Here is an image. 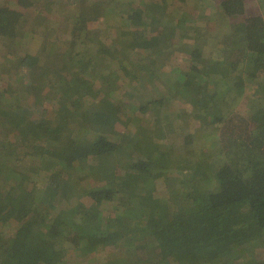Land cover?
<instances>
[{"label":"trees","instance_id":"obj_1","mask_svg":"<svg viewBox=\"0 0 264 264\" xmlns=\"http://www.w3.org/2000/svg\"><path fill=\"white\" fill-rule=\"evenodd\" d=\"M189 1L85 0L69 15L68 45L42 61L20 56L30 75H17L15 87L27 105L12 89L0 110V264H69L71 253L83 264H264L253 252L264 237V105L241 118L252 126L230 114L244 92L237 81L264 73V0H200L226 27L216 41L222 60L174 41L179 25L202 28ZM55 2L62 0L0 5V37L17 45L30 14L21 9L58 13ZM103 21L96 47L88 28ZM173 54L177 65L168 64ZM14 71L0 62L1 75ZM142 78L159 80L164 97L135 102L127 86ZM173 100L217 125L203 137H220L216 155L224 161H205L200 151L202 162L179 165L154 147V134L134 142L129 126L150 114L158 127ZM195 132L184 130L192 141ZM84 176L93 183H81Z\"/></svg>","mask_w":264,"mask_h":264},{"label":"rangeland","instance_id":"obj_2","mask_svg":"<svg viewBox=\"0 0 264 264\" xmlns=\"http://www.w3.org/2000/svg\"><path fill=\"white\" fill-rule=\"evenodd\" d=\"M17 1L18 0H0V5L18 9ZM55 4L56 7L60 9V12H54V7V11H50V9L43 7L40 9L41 16L38 17H36L34 14H31L35 12L30 10V7L21 9L22 12L26 10L30 12V14H28V16L26 17L24 26L21 28V35L18 37L21 38L17 40V45H15V39L0 37V62L2 64H8L11 66V68L15 69L14 72H6L4 75H1L0 73V91L4 93V95L0 93V110L2 112H4L2 107L5 108L9 103L7 94L13 93L11 92L12 89L16 91V95L17 97H19V101L21 102V104L27 105L26 100H22V97L25 96L20 86L21 84L18 85L20 87H15L16 82L19 81L17 75L19 76V74L22 73L25 75V78L30 75V70L28 68L18 66L19 60L21 58L20 56H23L25 54L34 55L38 56L42 61L46 57H48V55L56 53L58 50V45L63 43H66L68 45L72 40V37L70 35L72 22L69 15L85 8V0H62V2H55ZM255 4L256 3L250 1V4L248 6L251 7ZM208 5L210 6L209 2L207 5H205L203 4V1L200 0L189 1V5L186 10H188L189 13L194 14L195 19H199L195 24H201L202 28L196 30L195 28L190 29L186 26L179 25L176 27L174 41H179L180 43H185L189 46L198 44L201 48H203V52L207 56H210L212 60H222L224 59L223 54L218 53L219 48L222 45L217 43L216 41L219 40L217 34L226 32V27L223 26L221 18L216 13L210 11V8L207 7ZM258 6L259 4H257V7ZM63 9H66V11H63ZM251 10H253V8H251ZM167 20H169L170 22L169 18H167ZM105 26L106 24L104 21L100 23V25L91 24L88 30L90 32L89 36L92 38V40L89 41V43L96 46L95 44H97L98 38H101L100 28ZM31 29L33 32H31ZM24 32L26 33L23 36ZM111 34L112 36H114V32L111 31ZM111 40L112 38H107V41H103L105 44H102L101 47L104 49L105 45H108ZM220 41H222V39H220ZM48 47L49 49L47 51L46 49ZM96 47H93L94 52L95 50H97ZM212 47L215 48L214 52H212ZM81 49L82 45L80 46L79 50ZM12 51L14 57L10 56ZM111 55L113 56L114 53H111ZM168 60H170V62H168L169 65H177V63L179 64L181 62L175 57V54H173ZM157 61L160 62L159 58H157ZM53 64L57 67L61 66L58 61H54ZM50 65L51 64H49L48 66ZM44 67L42 69H44ZM237 83L243 85L244 92H241L240 97L237 99L236 104L233 107L234 109L231 107L230 114L232 112L235 113L233 115L235 116L234 119H236L235 124L239 126L240 124L249 125L250 123H244L241 118L244 117L246 121H248L250 117L254 116L255 110L258 108L257 106L264 105V73L261 72L257 79H250L249 76H247V73H245L244 80L237 81ZM127 87L130 96L137 95V98L134 99L135 102H139L140 97L144 100L159 99L164 97V93L162 90L163 85L159 80L142 78L138 80L136 85L133 86L131 84H128ZM44 88L45 86H43V89H41V91H43ZM99 92V87H94L92 93L97 96ZM124 95L125 100H128V93ZM219 109H221L223 113H225L226 105L221 106ZM149 116L150 114H147L141 121L140 125L132 124L129 126L128 133L135 143H141L147 137L146 135L152 136L154 134L152 136L154 140L151 138L152 141H155L154 147L160 148L161 153H164V159H166V161H169L170 158L173 157L175 161L179 163V165L189 161L202 162L204 158L201 159L200 151L207 154L208 158L206 157L205 161L210 162L211 160H214V162L217 163L219 160L224 161L223 155H216V150L220 148L221 144H224V142L220 140V137L216 138V140L214 137L210 140L203 137V133L208 128H214L217 127V125H211L208 120L209 118H207L202 113L194 112L192 110V107L188 103H180L177 100H173V102L171 103V107L163 109L161 111V115L159 116L160 124L158 125V127H155L151 124V119L149 118ZM182 117H186V119H182ZM187 117H191L193 119H187ZM225 117L226 115L224 114V118ZM191 121L194 122L193 127L196 129L195 135H197L196 140L193 141L188 140L187 135L184 133L185 129H188L192 132L195 130L191 127ZM206 125H209L210 127H206ZM250 125L252 126V123ZM162 129H164L166 133L164 137L161 136L159 138V133ZM196 147L199 149H197ZM208 177H206L207 179L204 182H206L207 184L212 183V181ZM79 181L83 184H89L91 182L93 183V181H91V179L86 176L79 178ZM165 186L166 184L164 183V179H161L158 187L161 194H163L164 196H166L167 194V189ZM16 226L18 225H11L8 227L15 228ZM12 231H15V229H12ZM253 252L256 254L257 258L264 257V237L261 238V241L258 242V245L253 249ZM83 263H85V261H80L79 263L76 262L74 256L71 253L69 264ZM160 264L177 263H174L171 260H164Z\"/></svg>","mask_w":264,"mask_h":264}]
</instances>
